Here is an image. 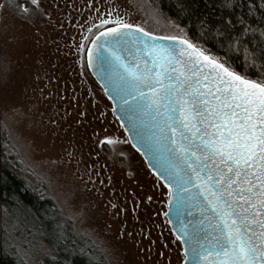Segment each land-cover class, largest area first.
Instances as JSON below:
<instances>
[{
    "label": "rangeland",
    "instance_id": "374dc122",
    "mask_svg": "<svg viewBox=\"0 0 264 264\" xmlns=\"http://www.w3.org/2000/svg\"><path fill=\"white\" fill-rule=\"evenodd\" d=\"M117 20L184 36L148 0H0V127L18 174L109 264H183L165 219L169 190L128 142L86 65L91 40ZM11 226L18 255L38 264L45 243Z\"/></svg>",
    "mask_w": 264,
    "mask_h": 264
},
{
    "label": "snow or ice",
    "instance_id": "6c2138e0",
    "mask_svg": "<svg viewBox=\"0 0 264 264\" xmlns=\"http://www.w3.org/2000/svg\"><path fill=\"white\" fill-rule=\"evenodd\" d=\"M114 23L100 33L103 45L96 47L107 46L111 62L122 69L116 73L117 95L126 92L121 99L129 111L139 110L142 116L154 111L153 120L161 118L162 124L155 126L168 133L164 149L168 155L157 162L165 172L175 170L168 176L172 183L165 184L170 194L172 184L184 192L192 185L202 198L201 214L204 206L212 214L205 217L207 227L196 229L205 233L202 239L184 228L180 231L187 239H177L195 244L193 264H264V79L250 78L186 35L145 41L143 55L148 59L127 60L118 47L124 37L132 32L150 34L120 20ZM232 23L225 24L230 36L227 51L243 47L246 66L255 69L261 61L264 76V48L249 51L244 47L249 28L231 36ZM157 39L174 41L175 46L157 45ZM93 55L89 50V66ZM96 56L101 63L108 59L98 52ZM159 139L155 133L147 137Z\"/></svg>",
    "mask_w": 264,
    "mask_h": 264
},
{
    "label": "trees",
    "instance_id": "16d2710c",
    "mask_svg": "<svg viewBox=\"0 0 264 264\" xmlns=\"http://www.w3.org/2000/svg\"><path fill=\"white\" fill-rule=\"evenodd\" d=\"M13 3V0H10ZM163 17L179 26L184 36L198 46L229 60L238 71L252 79H264L257 68L247 67L243 47L228 52L230 36L245 27L244 47L260 52L264 48V0H148ZM241 19L244 21L242 24ZM108 28V27H107ZM222 33V35H221ZM6 131L0 127V264H27L18 255L12 224L18 222L25 235L42 240L49 252L38 264H109L105 253L89 238L77 233L73 222L63 217L47 198L34 191L18 174L9 156ZM14 226V225H13Z\"/></svg>",
    "mask_w": 264,
    "mask_h": 264
},
{
    "label": "water",
    "instance_id": "95a60500",
    "mask_svg": "<svg viewBox=\"0 0 264 264\" xmlns=\"http://www.w3.org/2000/svg\"><path fill=\"white\" fill-rule=\"evenodd\" d=\"M106 29L107 28L96 34L89 43L86 51L87 68L102 89L106 98L111 102L113 114L121 125L130 145L143 158L149 170L157 178L159 177L158 179L164 186L165 184H171L172 181L168 179V176L174 174L175 170L170 169L169 172H165L157 162L168 155L164 150L165 146L168 145V141L165 139L168 133L166 131L161 133L160 128L155 126L157 123L162 124V120L159 117H156L155 120H153L155 115L154 111L143 116L139 110L129 111L128 105L124 103L123 99H121L122 96L126 95V92H120L119 95H117L116 85L119 84L120 81L118 80L116 73L121 72L122 69H119L111 62L107 46H102L99 49L96 47L97 45H103L104 37H100V33L104 32ZM97 37H100V40H97ZM153 38H156V36H145L142 32H132L124 37V42L118 45V47L122 49V54L127 60H133L135 58L147 60L148 57L143 55L144 42H151ZM155 43L164 47L175 46L174 41L163 39H157ZM89 50H92L94 53L92 66H89ZM97 52L101 57L108 56V59L101 63L100 60L97 59ZM149 67H151L150 60ZM128 98L131 99V97ZM149 129H151V131H149ZM152 133H155L160 139L148 141L147 137ZM137 149H139V151ZM176 163L179 162L176 161ZM166 188L169 190L168 187ZM188 188L190 191L184 192L182 189H178L177 184H172V193L170 194L169 192L168 196L165 219L168 228L176 238L177 236L183 237V233L180 231L181 228L192 233L196 232L197 227H207L209 221L205 219V217L212 215L207 211L206 206H204V214H201L200 208L202 206V198L196 195L197 189L192 187V185H188ZM201 222H203V224H201ZM209 232H211L210 228ZM196 234L201 237V239L205 235L203 232H196ZM213 235L216 234L213 233ZM183 238L187 239V237ZM208 239L211 240L212 236H209ZM178 241L183 251V264H193L192 247H194L195 244H185L182 243L181 240Z\"/></svg>",
    "mask_w": 264,
    "mask_h": 264
}]
</instances>
